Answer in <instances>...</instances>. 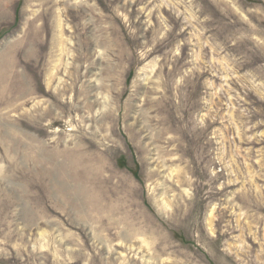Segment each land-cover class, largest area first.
<instances>
[{"label":"rangeland","instance_id":"374dc122","mask_svg":"<svg viewBox=\"0 0 264 264\" xmlns=\"http://www.w3.org/2000/svg\"><path fill=\"white\" fill-rule=\"evenodd\" d=\"M0 264H264V0H0Z\"/></svg>","mask_w":264,"mask_h":264}]
</instances>
